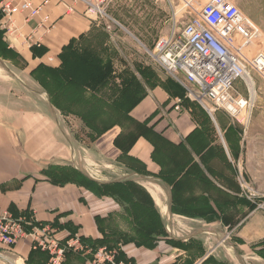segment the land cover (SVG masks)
Here are the masks:
<instances>
[{"label":"crops","instance_id":"1","mask_svg":"<svg viewBox=\"0 0 264 264\" xmlns=\"http://www.w3.org/2000/svg\"><path fill=\"white\" fill-rule=\"evenodd\" d=\"M114 1L118 0H112V3ZM66 4L71 6L72 10H68ZM84 10L81 2L49 0L41 7L36 18L25 22L21 16H17L16 25L20 30L12 36L4 32L3 39L14 51L25 55L29 66L35 67L39 63L57 65L58 54L63 46L73 38L89 35L93 28L98 26L97 22L87 17ZM136 11L143 24L152 29L159 26L161 22L159 12L144 8ZM44 14L49 15L51 27L44 33L33 32L36 22ZM2 21L4 16L0 14V24ZM136 22L129 25L141 36L144 33L142 23L139 20ZM162 25H165V21ZM31 32H33L31 38L24 42V36ZM31 45L44 46L45 49L33 53ZM177 86L179 91L183 92L182 86L179 84ZM6 97L10 101L4 103ZM175 97L176 95H170L163 88L155 87L131 107L129 115L137 121H147V126L161 137L152 134L150 139L139 135L126 149L127 156L134 158L135 164L145 168L151 174L149 176L156 177L162 174L168 179L166 181L162 178L159 182L156 180L154 184L158 186L160 192L165 186L168 190L167 207L171 205L168 223L172 225L173 230L176 227L174 224L182 226L185 224L183 219L199 218L193 217L195 214L191 208L183 210L182 206L177 205L176 207L182 209H173L176 190L239 191L238 187L233 188L236 186L234 183L236 173L231 171L233 167L231 170L230 168L231 160L240 162L241 148L240 141L235 140L237 128L234 124L230 125L226 111L215 109L210 114L197 102L186 99L184 101L186 110L178 113L173 109ZM27 98L11 93H0V208H8L17 215L26 210L31 211L36 222L47 224L51 228L59 245L66 243L71 236L69 228L73 229L75 232L72 235L79 237L80 240L83 238L85 242L82 240L81 242L87 249L83 252L74 251L72 248L66 249L62 264H84L99 248L106 247L101 245L105 238L103 233H111L112 229L129 232L130 224L126 215L122 217L116 213L122 206L113 198L106 195L96 196L85 186L66 179L65 175L62 183L52 179L55 173L66 174L68 161L72 160V156L69 158L71 152L61 139L56 117L49 107L41 108L40 104L35 103L27 108L21 107L23 99ZM31 100L36 102L35 98ZM218 112L219 118L214 115ZM208 117L211 118L212 124ZM120 132L118 125L105 131L95 142L100 152L107 157H109L107 153L118 156L125 152L114 143ZM217 137L221 139V143ZM176 152H180L182 156H178ZM76 153L77 149L75 157ZM75 165L78 166L77 163ZM118 165L122 167L121 162H118ZM127 172L125 171L127 177L134 175L133 179H142L138 176L143 174L138 173L137 169ZM125 179L128 178L121 180ZM114 180H101L100 183H114ZM147 193L160 214L155 197L151 192ZM246 209L248 207L243 206V212ZM166 211L167 208L165 218ZM205 213L207 214L206 211ZM250 213L241 220L238 217L232 218L238 222L234 225L238 226L240 238L238 242L230 245L227 240L219 239V243L225 245L223 247L229 257L228 261L232 264H245L240 249L244 251L252 249L258 251L259 256L264 255L259 252V250L264 252V223L257 221L256 213ZM171 220L174 223L171 224ZM165 224L167 226V218ZM201 230L197 231L198 235L202 234ZM169 234L170 236L158 237L151 246L136 245L133 241L125 243L119 241L111 250L116 252L118 261H130L132 264H220L219 260L214 258L206 261L202 259L208 249L206 243L200 241L202 237H197L196 234L178 237L172 233V228ZM197 239L201 245H198L200 242L194 243ZM0 251L2 258L13 257L15 264L17 262L46 264L49 257L48 251L35 247L29 237L19 240L7 250L0 246Z\"/></svg>","mask_w":264,"mask_h":264},{"label":"rangeland","instance_id":"2","mask_svg":"<svg viewBox=\"0 0 264 264\" xmlns=\"http://www.w3.org/2000/svg\"><path fill=\"white\" fill-rule=\"evenodd\" d=\"M127 1L118 0L113 3L111 1L108 7L110 17L100 19L101 22L93 28V31L89 35L76 40V46L75 40H73L71 45L73 51H68L67 53L66 62L63 67L70 73L74 71L75 67V48L79 53L88 51L94 54L97 58L101 59L110 71L108 78H105L104 81H99L94 86V89H86L87 96L89 99L91 98V104L77 106L75 97L77 94H80L77 90L78 88H75L77 92L75 91V97L72 99L67 98L64 92L60 91L61 93H58L54 90L53 94H51L54 99L60 100L61 108L59 109L52 103L51 94L33 79L30 72L34 67L28 65L25 55L14 51L3 38H0V93H11L21 97L27 96L29 99H23L21 103V107L23 106L24 108L31 106L33 103L40 104L39 107L41 108L44 106L49 107L56 117L61 139L67 144L69 152H71V154L69 153V158L72 156V160L68 161L67 167L69 178L70 176L75 178V172H72V169L75 170V167L87 178L97 182L101 180L113 181V179H123L126 177L125 171L129 173V171L141 168L144 171L143 175H151L141 165L135 164L134 158L125 155L124 152L118 156H115L114 153H107L109 157L100 152L95 142L104 132L95 138L91 137L89 134L92 135L93 131L76 114L78 111L88 109L91 112L93 109H97L104 114L108 115L109 113L108 116L117 115L122 123L114 124L113 126L118 125L121 131L135 132L142 127H139V124L132 121L130 116L127 115L126 107L128 105L126 106L124 103L123 106H119L120 101L125 102L127 96L130 97L132 95L138 98L142 94L149 93L155 87L163 88L170 95L181 96L179 87L177 86L179 83L164 69L162 70L161 66L149 55L148 50L152 48L157 37L170 31L174 22L172 19L173 13L176 14L175 18L178 20L176 24L179 26L182 25V21H185L190 16L189 12L183 8L186 0H160L158 2L150 0ZM190 1L196 8H200L207 0ZM233 2L255 20L261 27L264 36V0H233ZM139 8H144L145 10L152 9L155 12H159L161 20L159 26L152 29L147 24H143L142 18L136 11ZM138 20L143 26L142 32L144 33L141 36L129 25L132 23L136 24ZM164 21L165 25H162ZM261 40L264 41V38L257 41V48H264V42ZM57 60V65H59V57ZM38 75H41V72H38ZM252 79L254 82L252 87H249L250 85H247L240 79L235 83L236 92L234 91V94L245 97L250 95L252 100V111L245 126L225 113L229 119L228 121H230V125L234 124L237 128L235 140H239L241 146L239 153L240 162L231 160L232 164L230 168L231 170L233 167L231 171L236 173V181L234 182L236 186H233V188L238 187L237 190L239 189V191L181 192L176 190L177 192L174 196L175 201L173 200V204L176 209L183 208L184 210L185 208H191L195 214L193 217L199 218H194L195 220L183 219L185 224L183 226L178 223L174 224L176 226L175 230H173L171 225L172 233L178 237L195 236V234L197 237H202L203 239L200 241L205 242L206 248H208L202 258L205 261L214 258L219 260L220 264H232L228 261L229 257L223 247L225 245L219 243L220 240L215 233L208 232L198 235L197 231L212 228L220 233L221 236L223 235L222 239L227 240L230 245H234L235 241L238 242L240 238L237 232L238 226L234 227L238 222H236L235 218L232 219L233 217H238L241 220L251 212L250 214L256 213L258 222L264 223V80L257 73H252ZM31 98H35L36 102L31 100ZM100 98H105L108 103V106L106 105L103 109H98ZM113 98H117L116 109L111 105ZM7 99L8 97L3 100L4 103L10 101ZM176 111L178 113L184 112V110ZM219 114L218 112L214 115L218 117ZM208 120L212 124L210 117H208ZM219 120L221 121V118ZM102 123L104 124L105 122L103 121ZM119 140L123 142L125 139L120 138ZM218 140L221 143V139L218 138ZM75 149H77L76 157ZM176 154L182 156L180 152H176ZM117 161L122 163V167L119 166L120 164L118 165ZM221 165L222 163L218 166L220 167ZM132 177L135 176H129L127 177L128 179L118 181L120 183H130L127 184L128 186L121 188V192H131L137 198H143L144 203L142 204L145 216L151 221L157 220L155 214L156 207H153L148 202L146 203L144 195L140 194V192H149L146 183H155L157 181L133 179ZM156 177L162 179V177ZM87 185L89 187L92 186L89 183ZM111 186L108 189L109 191L106 192L108 194L106 196L113 198L117 196L120 187ZM162 189L158 194L159 199L155 198V201L159 205L160 217L166 227L167 236H170L169 229L165 224V210L169 195L166 186ZM177 205L182 206V208L176 207ZM243 206L248 207L245 212H243ZM116 213H119L122 217L126 215L123 207L116 211ZM172 217L174 218L175 216L172 215ZM172 223H174L173 220H171ZM198 240H195L194 243L200 242ZM201 242L198 245H201ZM257 252L252 249H246V251L240 249L241 258L245 264H264L263 256H259ZM259 252L261 254L264 253L263 250H259ZM0 262V264H15L13 257L9 256H4V258L0 256ZM17 264L22 263L17 262Z\"/></svg>","mask_w":264,"mask_h":264},{"label":"built area","instance_id":"3","mask_svg":"<svg viewBox=\"0 0 264 264\" xmlns=\"http://www.w3.org/2000/svg\"><path fill=\"white\" fill-rule=\"evenodd\" d=\"M71 1L81 2L85 7V14L94 22L100 23V19L110 17L108 7L112 0ZM48 2L49 0H0V14L4 16L1 29L12 36L20 30L16 25L17 16L28 22L36 18L41 7ZM65 6L72 10L71 6ZM183 8L190 16L179 26L176 24V14L173 13L174 22L170 31L157 37L148 50L157 64L184 89L183 96L174 98L173 108L185 111L184 101L188 99L197 102L210 114L215 109H223L245 126L252 111V100L250 95L236 96L235 83L240 79L253 86L252 73H257L264 80V48H257V41L264 38L261 27L233 0H207L200 8L186 0ZM51 25L49 15L44 14L32 31L44 33ZM31 36L32 32L24 36V42ZM26 237L31 238L35 247L48 251L46 264H62L68 248L77 252L87 249L77 236L70 237L65 244L59 245L51 228L47 224L36 222L31 211L26 210L17 215L8 208H0L1 248L10 249ZM84 264L132 263L118 261L114 250L101 247Z\"/></svg>","mask_w":264,"mask_h":264},{"label":"trees","instance_id":"4","mask_svg":"<svg viewBox=\"0 0 264 264\" xmlns=\"http://www.w3.org/2000/svg\"><path fill=\"white\" fill-rule=\"evenodd\" d=\"M4 30L0 29V38H3ZM82 36H80L81 38ZM78 38H73L69 41L68 44L63 46L62 50L59 52L58 57L60 59L59 65H49L44 63H39L36 67H34L30 74L32 75L33 79L38 82V84L43 87L46 91L49 92V94H53V91L56 90L58 93H61L60 91L64 92L67 98L72 99L75 97V88H78L77 90L80 92V94H77L75 97V103L79 107L83 104H89L90 99L87 96V88H93L96 84H98L99 81H104L105 78H108L110 75V71L106 65L103 64L100 58H97L94 54H91L88 51L79 53L75 48V67L74 71L72 73L68 72L66 69H64L63 65L66 62L67 53L73 51V47H71L73 40H75V46H76V40ZM31 51L36 52H42L45 47H37L36 45H31L30 47ZM71 51H70V50ZM10 51V50H9ZM90 53V54H89ZM38 72H41V75H38ZM88 90V89H87ZM77 92V91H76ZM181 95H184V92H180ZM51 96V101L53 104H55L59 109L60 107V100L54 99L53 95ZM145 94H142L140 97L136 98L134 95L128 97L125 99V102L119 103V106H123L125 103L126 107V113L129 115V111L131 107L141 99ZM134 96V97H133ZM101 99V98H100ZM117 98H113L111 105L117 108ZM130 99V101H128ZM124 100V98H123ZM186 100V99H185ZM106 99L102 98L99 103L98 109H103L106 105L108 106V103L106 102ZM130 103V104H129ZM91 104V103H90ZM103 105V106H102ZM101 106V107H100ZM97 108L96 106H94ZM76 109V107H75ZM96 111V112H94ZM117 111V110H116ZM78 116H80L81 120L86 124V126L93 131V134H89L91 137L95 138L105 132L108 127L113 126L114 124H120V118L117 115L114 116H108L107 114L102 113L101 111H98L97 109H93V111L90 112V110L86 109L83 111H78L76 113ZM130 116V115H129ZM132 121L139 124L138 131L130 132V131H121L116 138L114 139V143L121 147L123 151H125V155H127L126 149L131 145V143L139 136L144 135L151 139V135H155L156 137H161V135L149 128L147 126V121H137L133 117L130 116ZM109 119V120H108ZM118 119V120H117ZM105 122L104 124L102 122ZM110 125V126H109ZM109 129V128H108ZM133 131V130H131ZM120 138H124L125 140L121 142L119 140ZM139 172L144 173L143 169H137ZM71 171V170H70ZM72 172H75V178H72L70 176L69 178V170L65 173L53 175L52 179L57 182H64V175L67 176L66 179L72 180L78 184H81L94 192L97 196L102 195H108L106 192H108L109 187H112L111 185H115V187H120L119 192H117V196L113 197V199L124 208V211L126 213V218L128 220V223L130 224L129 232H121L116 229H112L111 233H103L105 235V238L101 241V245L106 246L108 249H113L116 247L117 243L119 241L125 243V242H134L136 245H145V246H151L153 244V241L156 240L158 237L167 235L165 226L161 220L159 212L156 210L155 214L157 217V220L151 221L149 218L145 216L143 204L144 199L143 198H137L133 193L128 192H121V188L128 186L127 184L129 182L120 183V182H114L112 184H103L97 181H93L89 178H87L82 172L78 171L77 169H72ZM159 177H162L164 180L168 181L162 174H159ZM91 184L92 186L89 187L87 184ZM130 184V183H129ZM143 193V194H142ZM141 195H144V198L146 200V203L148 202L150 205H153V201L150 198L149 194L147 192H140ZM143 201V202H141ZM173 209H176L175 207ZM144 213V214H143ZM99 219L97 218V221ZM70 231V237H73L72 235L75 231L71 228H69ZM131 232V233H130ZM83 242V238H81ZM264 257V255H262Z\"/></svg>","mask_w":264,"mask_h":264},{"label":"water","instance_id":"5","mask_svg":"<svg viewBox=\"0 0 264 264\" xmlns=\"http://www.w3.org/2000/svg\"><path fill=\"white\" fill-rule=\"evenodd\" d=\"M139 177L144 179V180H147V181L161 180L160 178H157V177L145 176V175H140V174H139ZM124 178H127V176L124 177ZM119 180H121V179L114 180V181L116 182V181H119ZM170 214H171V205H168L167 211H166V218H167V227L169 229V232H171V226L168 223L170 221ZM205 232H211V233L213 232V233H215L218 236L219 239H222V236H223V235L221 236V234H219L218 232H215V230L212 229V228L202 229L200 233H205Z\"/></svg>","mask_w":264,"mask_h":264},{"label":"bare ground","instance_id":"6","mask_svg":"<svg viewBox=\"0 0 264 264\" xmlns=\"http://www.w3.org/2000/svg\"><path fill=\"white\" fill-rule=\"evenodd\" d=\"M163 70V69H162ZM248 80V79H247ZM248 81H251V79H249ZM252 82H250V84H251ZM251 87H252V85H250ZM253 91V90H252ZM100 180V179H99ZM143 183V182H142ZM142 185H144V184H142ZM146 186H147V189H148V191L149 192H151L152 193V195L156 198V199H159V193L158 192H160L159 190L160 189H158V186L156 185V184H154V183H146ZM146 186H144V187H146ZM224 241V240H223Z\"/></svg>","mask_w":264,"mask_h":264}]
</instances>
